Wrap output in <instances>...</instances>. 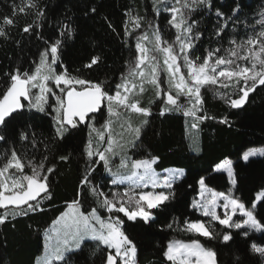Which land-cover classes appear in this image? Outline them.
<instances>
[{"label":"trees","instance_id":"obj_1","mask_svg":"<svg viewBox=\"0 0 264 264\" xmlns=\"http://www.w3.org/2000/svg\"><path fill=\"white\" fill-rule=\"evenodd\" d=\"M20 2L0 0V18L12 15L14 6ZM210 2L211 9L198 6L189 16V22H196L194 31L202 33L192 50L196 55L203 56L207 50L221 46L227 49L233 36L243 39L246 34L251 35L254 28H259L256 21L264 12V0ZM37 3L45 12V18L39 22L40 27L34 28L32 33H24L23 27L32 24L35 17L17 13L13 17L16 25L10 29V39L0 38V92L5 90L4 84L8 80L5 73L17 68L32 70L39 54L48 46L45 41L50 44L60 38L63 24L70 25L74 34L71 39H64L57 71H66L71 76L93 82L103 81L111 87L127 71V64L133 58L135 33L132 32L131 37L125 34L130 28L129 15L141 18L139 31L143 33L149 23L154 28L158 26L166 40L173 39L175 33L168 23L170 17L164 5H157L154 0H37ZM237 6L239 20L233 25V9ZM93 8L96 9L94 13L91 11ZM217 10L231 19L220 20ZM218 21L228 25L223 38L215 35ZM93 56L102 57L101 62L92 68L86 67ZM220 94L235 98L232 88L206 86L202 89L204 104L198 115L213 117L202 121L185 117L182 111L160 115L164 106L161 100L151 106L147 102L143 104L151 109V115L139 117L147 123L140 125L141 136L131 149L132 159L158 158L153 165L155 170L177 168L184 174L167 191L174 192V196L159 208L151 210L154 219L150 223H133L124 218L123 228L137 246L135 264H169L163 256L167 244L173 240L190 242L193 239H199L206 247L215 250L218 264H264V257L251 250L253 244L264 247V232L225 229L213 222L216 231L232 234L233 239L224 242L222 237L207 240L182 230L185 220L206 223L209 220L192 206L201 179L209 190L218 193L229 191L231 185L228 178L223 172L215 170L226 161L231 162L236 177L232 193L247 208H251L256 194L264 190V156L251 157L247 162L242 159L244 153L251 149H264V86H258L250 93L247 103L240 109L231 108ZM184 104L187 107V103ZM46 110L47 114L25 109L9 124V143L0 144V154L15 147L26 164L29 158L35 162L47 155L49 166H55L54 173L49 176L51 196L43 199L41 208L15 218L9 215L7 221L0 225V264H33L42 250L44 230L69 204L80 201L82 211L96 207V197L89 193L90 187L95 186L109 194V198L112 193L124 190L123 186L110 184L102 164H97L95 171L89 175L87 157L83 152L90 133L88 125L71 129L63 140L53 141V112L48 107ZM101 111L103 115L99 113L93 119L96 126L104 121V108ZM225 118L228 123H221ZM193 123H197L198 127L192 128ZM22 131L35 133V149L19 140ZM61 155L68 159L61 161ZM25 172L31 174V169L26 168ZM86 176L90 183L83 185ZM4 212L0 209V215ZM254 212L264 224V202H259ZM100 214L105 216V210L101 209ZM169 224L173 227L169 228ZM245 231L248 233L246 236ZM95 250L96 242H86L81 250L68 254L67 264H100L102 249L93 256Z\"/></svg>","mask_w":264,"mask_h":264},{"label":"snow or ice","instance_id":"obj_2","mask_svg":"<svg viewBox=\"0 0 264 264\" xmlns=\"http://www.w3.org/2000/svg\"><path fill=\"white\" fill-rule=\"evenodd\" d=\"M154 3L163 4L165 10L170 12L168 23L176 30L174 39H164L158 26L151 36L147 33L138 35L132 52L133 58L128 62L127 71L120 76L119 81L113 82L114 87L107 86L103 81L93 82L71 76L66 71H57L54 67L58 65L64 39H71L74 34V30L68 24L62 25L60 38L50 44L45 41L48 46L39 54V61L34 70L17 68L13 72L5 73L8 80L4 84L5 90L0 92V143H9L7 132L9 124L25 109H35L47 114L45 106L51 108L55 113L52 140L60 141L71 129H76L82 124L87 125L94 119L93 114L99 112L103 115L101 110L106 108L108 123L103 125L104 131L93 127L83 149L87 157L88 173L91 175L95 171V166L102 164L105 170L115 177L112 180L114 185L138 177V181L128 191L114 192L111 198L109 194L98 190L95 186L90 187L89 193L96 197V207L90 210L82 211L80 201H74L69 205L68 210L53 221L50 239L54 237L56 243L45 258L44 264H54V262L67 264L68 253L81 250L89 241L96 242L93 256L96 255V251L102 249L100 264H135L137 246L123 228L124 218L133 223L141 221L148 224L154 219L151 210L159 208L174 196V192L137 194L135 189L141 186L147 187L149 182L153 188L171 189L173 179L183 175L182 170L177 169L171 177L161 181L153 169L158 158L131 160L123 154L129 145L135 147L142 131L141 127L134 126L129 113L143 117L151 115V109L142 106L139 98L149 87L164 105L160 115L182 111L185 117L202 121L213 118L198 115L203 110L202 89L206 86L232 88V95L235 98L227 94L220 96L233 109L242 108L247 103L250 93L258 86H264V12L260 13L261 19L256 21L259 28H254L251 35L246 34L243 39L233 36L228 41L227 49L221 46L209 49L205 55L198 56L192 50L195 48V42L202 37V33L194 31L196 22H189V16L198 6L211 9L210 0H174V3L173 0H154ZM156 10L160 11L158 7ZM91 11L94 13L96 9L93 8ZM17 13L31 14L35 17L32 24L23 27L24 33H32L34 28L41 26L39 22L45 18V12L37 0H21L20 4L14 6L12 15L0 18V38L10 39V29L16 25L13 17ZM238 13L239 6L233 9V25L239 20ZM216 15L220 20L231 19L225 18L219 10L216 11ZM129 20L132 22L133 31L141 28L140 17L133 18L129 15ZM218 25L215 35L223 38L228 25L220 24L219 21ZM125 34L128 37L132 36L131 31L126 30ZM150 39L153 41L151 48L147 46ZM101 60L102 57L93 56L86 67L92 68ZM53 97L55 105L49 102ZM181 97L191 107H186L181 102ZM23 101L28 103L25 104ZM141 123L146 124L147 120ZM221 123L228 121L225 118ZM116 124H119L121 131L113 135ZM191 127L197 128L198 124L193 123ZM105 132H107L106 141ZM93 133L95 136L92 135ZM125 134L134 138L123 142ZM117 136L119 139L116 138ZM19 140L23 145H30L33 149L37 147L35 133L22 131L19 133ZM105 142L106 146L101 147ZM257 155L264 156V149H251L244 153L242 159L247 162L250 157ZM117 156L120 157L119 164L115 165L117 170L113 171V161ZM59 159L66 161L68 157L61 155ZM23 161L24 157L15 147L0 154V209H5L4 214L0 215V225L7 221L9 215L15 218L17 215H27L28 211H36L41 208L43 199L51 196L49 176L54 173L55 166H49L48 156L43 155L35 162L29 158L27 164ZM26 168L31 169V174H26ZM121 169L131 170V175H123ZM141 169L143 174L137 171ZM218 170H226L232 183H236L230 161L220 164ZM139 181H143V185ZM89 183L86 176L82 184ZM199 184L203 189L204 179H201ZM255 199L257 202H264V190L258 192ZM218 201L224 203L218 204ZM192 206L202 216L209 218L207 223L200 220L182 222L183 231L198 237L207 240L222 237L224 242L233 239L230 232L221 234L216 231L213 222L225 229H251L264 232V224L258 220L254 212L256 204L253 203L252 210H249L245 203L234 195L212 193L210 198L204 200L202 193V200L194 201ZM218 207L224 209L222 215L217 212ZM101 209L114 215L104 219L100 214ZM237 213L244 219L234 220ZM168 227L172 228L173 225L169 224ZM247 234L245 231L244 235ZM251 250L264 257V247L253 244ZM163 256L169 264H218L217 252L206 247L199 239L190 242L170 241Z\"/></svg>","mask_w":264,"mask_h":264},{"label":"rangeland","instance_id":"obj_3","mask_svg":"<svg viewBox=\"0 0 264 264\" xmlns=\"http://www.w3.org/2000/svg\"><path fill=\"white\" fill-rule=\"evenodd\" d=\"M173 3H174V0H173ZM167 13L169 14V17H170V12H168L167 11ZM133 18H135V16H132ZM128 23H129V31H131V32H134L135 34H134V36H133V40L135 41V43H136V37L138 36V35H142V34H145V33H147V34H149V36H151V34L153 33V31L155 30V28H154V25L153 24H148L147 25V30L146 31H144V33L143 32H141V31H139V29H135L134 31H133V25H132V22L129 20L128 21ZM174 31H176L175 29H174ZM173 39H174V36H173ZM147 46L149 47V48H151V47H153V41L150 39L148 42H147ZM38 61H39V58H38V60H37V62L36 63H38ZM161 64H162V59H161ZM240 63H244L243 61H240ZM35 66H36V64H35ZM35 66H34V68H35ZM55 68H56V66H54ZM34 68L32 69V70H34ZM183 71H187L186 69H182ZM53 87H55L54 85H52ZM165 87H167V85H165ZM33 91H37L38 92V90H33ZM140 98V100H141V104H142V106H143V104H145L146 102H147V104L148 105H153V102H155V101H157V100H160V99H157L156 98V96H155V93H154V90L153 89H151L150 87L146 90V92L141 96V97H139ZM51 104H53V105H55V98L53 97V98H51L50 99V101H49ZM181 102L182 103H187V107H191V105L183 98V97H181ZM46 108H47V105L45 106ZM147 107V106H146ZM26 110H28V109H26ZM31 111H35V112H38L37 110H35V109H31ZM104 111H105V118H104V121L102 122V124L101 125H99V126H96L95 124H94V121L93 120H91V121H89L88 122V129L90 130V132H91V129L93 128V127H95L96 129H99V130H101V131H104V129H103V125L104 124H106V123H108V115H107V109L106 108H104ZM55 116V113L53 112V117ZM129 116H130V118H131V121L133 122V124H134V126H138V127H140V125H141V122H142V119H140L139 117L141 116V115H138V114H134V113H129ZM142 117V116H141ZM53 121H54V119H53ZM121 122H123V121H121ZM54 124H55V121H54ZM121 131V129L119 128V124H116L115 126H114V133H113V135H115L116 133H119ZM93 136H95V133H93L92 134ZM89 138H90V136H89ZM89 138H88V140H89ZM117 139H119V137L117 136L116 137ZM134 137H132V136H130V135H128V134H125V136H124V141L123 142H127V141H130V140H132ZM107 140V132H105V141ZM95 143V142H94ZM106 146V142L105 143H102L101 144V147H105ZM131 149H132V147L129 145L127 148H126V151H125V153H123V154H125L127 157H129V158H131V160H133L132 159V153H131ZM257 150H259V149H257ZM246 153V152H245ZM257 156H259V155H257ZM254 157V156H253ZM251 158V157H250ZM119 160H120V157L119 156H117L116 158H115V160L113 161V165H114V167H113V171H116L117 169L115 168V165H118L119 164ZM104 168V167H103ZM153 169H154V167H153ZM104 170V173H105V175H106V177H108V178H110V184L112 185V186H123L124 187V190H122L121 191V193L122 192H124V191H128L129 190V188L130 187H132V185L135 183V182H137L138 181V177H134L133 178V180L132 181H129V180H125L123 183H121V184H118V185H114L113 183H112V180L113 179H115V177H113L112 175H111V173H109L107 170H105V168L103 169ZM175 170H177V168H166V169H164V170H161V171H157V170H155L154 169V172L156 173V175L158 176V178L161 180V181H163L164 179H166V178H169V177H171L172 176V174H173V172L175 171ZM215 170L216 171H218V172H223L225 175H226V177L228 178V180H229V182H230V185H231V187H230V189H229V191L227 192V193H224L225 195H233V193H232V189H233V187H234V184L232 183V179L228 176V173H227V171L226 170H218V167H216L215 168ZM122 173H123V175H125V176H128V175H131V170H123V169H121L120 170ZM140 174H143V170L141 169V170H137ZM183 172V171H182ZM183 174H184V172H183ZM183 175H181V176H179V177H177V178H174L173 179V182H175L176 180H179L181 177H182ZM139 183L141 184V185H143V181H139ZM169 189H165V188H159V187H157V188H153L152 187V185H151V183L149 182L148 183V186L147 187H138V188H136L135 189V191H136V193L137 194H140V193H142V192H167ZM262 191V190H261ZM202 193H203V199L204 200H207L208 198H210V196H211V194L212 193H218V192H215V191H213V190H209V189H207V188H201V186H200V184H199V192H198V195L196 196V198L194 199V201H201L202 200ZM257 195V194H256ZM255 198H256V196H255ZM224 203V201H218V204H223ZM253 203H255L256 205L259 203V202H257L256 201V199L254 200V202ZM73 204V203H72ZM72 204H69V205H72ZM69 205L65 208V210L64 211H67L68 210V207H69ZM82 210V209H81ZM196 210V209H195ZM249 210H252V207L251 208H249ZM63 211V212H64ZM201 216H202V214L198 211V210H196ZM223 211H224V209L222 208V207H218L217 208V212L219 213V214H223ZM62 212V213H63ZM61 213V214H62ZM60 214V215H61ZM59 215V216H60ZM110 215H114V214H111V213H108L106 210H105V216H103L102 214H101V216H102V218H104V219H107V217L108 216H110ZM119 215H121L122 216V214H119ZM58 216V217H59ZM57 217V218H58ZM204 217V216H203ZM56 218V219H57ZM208 218V217H207ZM55 219V220H56ZM126 220H127V218H125ZM234 220H236V221H240V220H243L244 219V217H241L240 215H239V213H237V215L233 218ZM235 229V228H234ZM247 230H250V231H254V230H251V229H247ZM52 231H53V222L44 230V232H43V236H42V250H41V253L35 258V260H34V263L33 264H44V261H45V258L49 255V252H50V250L52 249V247L55 245V243H56V241H55V238L53 237V238H51L50 239V234L52 233ZM254 232H257V233H260V232H258V231H254ZM71 253V252H70ZM69 254V253H68Z\"/></svg>","mask_w":264,"mask_h":264},{"label":"water","instance_id":"obj_4","mask_svg":"<svg viewBox=\"0 0 264 264\" xmlns=\"http://www.w3.org/2000/svg\"><path fill=\"white\" fill-rule=\"evenodd\" d=\"M23 103L27 104L28 102H27V101H23ZM98 114H99V112L96 113V114H93V116L96 117ZM0 144H1V143H0ZM42 195H44V194H42ZM30 203H35V202H30ZM10 207H12V206H10ZM24 207H25V206H24ZM1 210H5V209H1Z\"/></svg>","mask_w":264,"mask_h":264}]
</instances>
